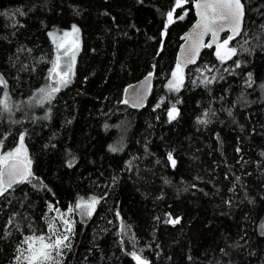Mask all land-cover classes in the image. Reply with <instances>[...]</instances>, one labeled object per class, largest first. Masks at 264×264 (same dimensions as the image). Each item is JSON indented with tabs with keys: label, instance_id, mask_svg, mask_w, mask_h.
<instances>
[{
	"label": "trees",
	"instance_id": "16d2710c",
	"mask_svg": "<svg viewBox=\"0 0 264 264\" xmlns=\"http://www.w3.org/2000/svg\"><path fill=\"white\" fill-rule=\"evenodd\" d=\"M195 1L0 0V154L22 133L32 173L0 196V264L65 219L59 264H264V0H241L235 55L217 56L224 34L174 77ZM73 25V74L48 100L50 34ZM150 72L130 107L125 87ZM92 198L91 216L68 212Z\"/></svg>",
	"mask_w": 264,
	"mask_h": 264
},
{
	"label": "snow or ice",
	"instance_id": "6c2138e0",
	"mask_svg": "<svg viewBox=\"0 0 264 264\" xmlns=\"http://www.w3.org/2000/svg\"><path fill=\"white\" fill-rule=\"evenodd\" d=\"M186 2V0H176V7H181L182 3ZM197 9H199V15L201 17L200 21L197 24V28L200 29L197 33L194 34L192 51L197 52L200 47L205 46L201 43L202 37L205 33L211 32L213 39L217 37L218 33L222 31L226 26L230 28L233 33V36L225 39L221 44L217 45V56L224 60L226 58H230L232 55L236 54L235 48H228L229 40L233 39L236 35L240 34V25L241 20L243 18V5L241 0H197L195 5ZM19 11V10H17ZM22 14V13H21ZM183 19V16L179 17ZM173 22V11H169L167 13V24H171ZM167 24L165 27H167ZM73 32L78 31L75 25H73ZM51 35V34H50ZM65 35H68L65 33ZM211 47V44L206 45ZM221 49H224L221 52ZM67 55V52L65 53ZM73 62L75 57H72ZM192 57H189L191 60ZM239 67V64H237ZM59 69V57L57 58V62L54 64L51 69V73L54 75L51 76L52 79H56V86L49 87L47 89H40L43 97L50 100L54 93L60 90L61 85H66L68 81V77L71 71V65L68 66V70H58ZM180 71V64H177L176 71L173 73L175 77L177 73ZM151 75V74H149ZM249 80H251V74H249ZM0 86L4 88L7 87V83L2 76H0ZM174 82H169V87H174ZM7 95V93H5ZM127 103V101H125ZM0 106L3 107L5 111H7V104L4 101H0ZM159 107V105H157ZM174 108L169 112V116L171 119H174L173 115ZM207 115V114H205ZM200 123H207L206 120L198 121ZM20 144L13 152H8L3 156H0V196L4 195L8 189L12 188L14 184L21 183L24 181L30 180L32 177V173L30 171V161L26 164L21 165L17 162V156L21 151H23V134H21ZM116 151L115 148L112 149ZM239 151V149H237ZM264 155V153H262ZM168 159L171 161L172 165L175 166V160L172 157V154H168ZM239 179V177H237ZM97 200L92 198L90 202L84 204L81 201H78L75 207H69L68 212H72L75 209H81L82 214H86L88 216L92 215V210L95 208V204ZM51 210V207H50ZM58 211V210H57ZM12 221L9 220V223ZM170 223H179L178 219L173 220L169 217ZM65 224V232L57 234V229L54 224L49 223L48 227L51 235L49 236H28L22 241V244L27 245V247L21 252L17 257L18 264H59L58 257L62 255V249L70 248V237L71 226L68 220H64ZM264 228V225L261 226ZM54 237V239H53ZM38 245V246H37ZM54 254V255H53ZM134 260H136L137 264H147V261L142 259L141 256L137 255L136 252L131 253Z\"/></svg>",
	"mask_w": 264,
	"mask_h": 264
},
{
	"label": "water",
	"instance_id": "95a60500",
	"mask_svg": "<svg viewBox=\"0 0 264 264\" xmlns=\"http://www.w3.org/2000/svg\"><path fill=\"white\" fill-rule=\"evenodd\" d=\"M201 2H202V0H201ZM196 3H197V0L195 1V5H196ZM241 3H242V1H241ZM242 5H243V3H242ZM199 11L200 10L197 9L196 6H194L195 19H194L193 23L187 28V30L181 36L182 43L179 46V49H178V52L176 55V59H175L176 64H178V63L180 64V70L181 71H183L187 65H192V64H195L197 62L198 57L200 56L201 52L203 51V49L205 48L206 45L211 44V47L216 46L219 43L222 35H224V34H228L229 36H233L232 31L227 26L222 31H220L218 33L215 40L213 39L211 32L205 33L202 37V40H201V43L205 46L200 47L197 52H193L191 49H192V45H193L194 34L197 33L198 31H200V29H198L196 27L198 22L201 19L200 15H199ZM243 12H244V15H243V18L241 20L240 33L243 29L244 20H245L244 5H243ZM239 35H236L234 38H236ZM189 57H192V59L189 60ZM149 74H151V75H149ZM52 75H54V74L52 73ZM51 76H50V79L55 80V79H52ZM153 79H154V73L150 72V73H147L146 75H144L139 80H136L132 83H129L124 89V93H123L124 101H127V104L132 108H139V109L143 108L151 96L152 89H153ZM17 162L21 165L26 164V162L20 158H17Z\"/></svg>",
	"mask_w": 264,
	"mask_h": 264
},
{
	"label": "rangeland",
	"instance_id": "374dc122",
	"mask_svg": "<svg viewBox=\"0 0 264 264\" xmlns=\"http://www.w3.org/2000/svg\"><path fill=\"white\" fill-rule=\"evenodd\" d=\"M72 29H73V27L70 29H65V30L58 32V33H52L51 34V38H52V40L54 42V46H55V53H54L52 68H53L54 64L57 62L58 57H59V69L58 70H68V66L71 65V71H70V74L68 77V81H70V79L72 77L74 65H75V61H76V56H77L79 45H80L79 32L78 31L73 32ZM65 33H67L68 35H65ZM66 52H67V55H65ZM73 56L75 57L74 62L72 59ZM50 75H52L51 71H50ZM56 79H59V78L57 77ZM56 79L52 80L53 86H50V87L56 86ZM64 86L65 85H61L60 89L63 88ZM47 88H49V87H46L45 89H47ZM21 134H20V136H21ZM20 136H19V138H20ZM19 144H20V140H19L17 145L19 146ZM23 144H24V141H23ZM24 145H23L24 150L18 154L17 158H20L27 163L29 161V158H27V157H29V156H27L28 154L26 153V148L24 147ZM16 148L17 147H15L11 150H8L6 152H3L0 154V156H3L4 154H6L8 152H13V151H15Z\"/></svg>",
	"mask_w": 264,
	"mask_h": 264
}]
</instances>
